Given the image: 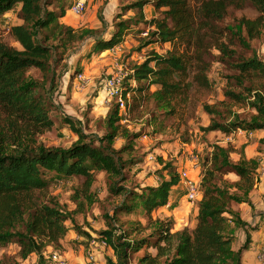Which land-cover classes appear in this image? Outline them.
I'll use <instances>...</instances> for the list:
<instances>
[{"label":"rangeland","instance_id":"obj_1","mask_svg":"<svg viewBox=\"0 0 264 264\" xmlns=\"http://www.w3.org/2000/svg\"><path fill=\"white\" fill-rule=\"evenodd\" d=\"M190 1L194 4L193 0ZM73 2L74 0H51V5L46 8L58 12L59 7L70 8ZM130 2L131 0H86V8L81 14L74 15L68 10L59 21L73 28L76 33L91 28L96 30L97 36L106 37L114 30L117 14L123 13V18L133 16L134 10L124 9ZM19 9L20 5L17 4L0 16V42L19 49L20 45L13 37L11 27L24 24L33 32L37 41H42L52 49L51 72L47 81L35 68L27 72L26 79L38 83V89L54 105L50 112L54 124L50 130L34 137L36 143L45 147L68 148L77 139V135L63 122V118L67 116L86 134L87 140H92L96 146H103L105 150L109 146L107 152L125 147L115 155L119 158L121 175L95 170L88 188L83 177L43 172L48 186L43 191L34 192V201L57 207L66 217V232L58 244L38 238L42 246L25 258L21 257L20 246L14 240L1 243L0 263L89 264L87 252L91 251L94 256L93 264H107L108 258L115 260L107 241L105 240L106 245L100 241L95 245L90 243L93 238L102 239L99 234L102 230L113 227L115 238L125 242H150L156 236L158 222H173L172 231L183 227L191 229L195 225L197 201L193 205L188 203L182 184L170 193L167 205L157 208L149 215L141 207L132 212L122 207V200L130 197V192H141L144 187L157 185L162 176L167 177L163 164L170 163L177 172L182 168L188 169L198 185L216 147L225 149L232 162L237 161L243 153L247 158L259 159V167L262 165L260 158L264 161L263 130H258L251 137L248 136L249 131L242 127V132L235 129L229 135L202 130L212 121L227 123L237 118L240 122H249L256 113L249 103L251 97L235 102L225 95L228 89L242 92L253 81L254 76L243 78L242 84L234 80L232 76L236 72L233 67L235 60L257 58L264 63V25L256 37L250 38L241 22L242 18L254 19L259 15L251 3L239 1L238 4L231 5L223 18L213 22L216 31L208 27L202 28V41L195 36L190 44L186 43V38H178L171 43L155 41V37L150 34L152 28L148 30L147 20L162 17V9L154 10L151 4H146L143 7L146 23L131 25L120 46H115L116 49L113 47V51L110 49L101 52L92 50L93 40L90 37L66 45L55 38L45 41L47 29L40 27L38 19L24 22L20 18ZM215 41L227 44L233 51V56L222 60L218 49L210 45ZM168 50L184 51L189 60L186 92L173 101L174 110L171 111L156 105L151 95L156 89L154 86L149 91L138 90L136 81L128 74L135 64L142 62L152 52L164 54ZM198 56L204 60L206 71H202V60ZM116 65H121L122 72L127 74L122 89L124 93H129L126 111L120 113L118 110L120 115L117 113L119 120L116 123L126 129L129 137H124L121 129L113 141L107 144L104 140L109 131L107 115L115 108L116 103L114 99L107 97L102 81L116 71ZM81 72L86 80L76 88L75 77ZM196 74L206 75L208 84H200ZM255 78V82L262 84L260 78ZM204 104L212 105L214 113H206ZM7 127L8 125H4V130H8ZM8 144L10 148L16 147L11 141ZM190 155L197 157L196 169L191 168L188 161ZM224 178L229 183L237 180L232 173L224 175ZM110 187L122 190L113 194ZM16 230L23 231L24 226L19 223L14 231ZM145 252L154 254L156 251L153 247L135 249L133 246L129 251V263L140 264L139 259Z\"/></svg>","mask_w":264,"mask_h":264},{"label":"trees","instance_id":"obj_2","mask_svg":"<svg viewBox=\"0 0 264 264\" xmlns=\"http://www.w3.org/2000/svg\"><path fill=\"white\" fill-rule=\"evenodd\" d=\"M193 1L194 4L190 0H131L124 9L134 10L133 16L123 18V13L117 14L114 30L106 37L97 36L96 30L91 28L76 33L73 28L61 23L59 19L70 8L61 6L58 12L48 10L46 7L51 5V0H0V16L18 4L20 18L24 22L38 19L40 27L47 29L45 41L55 38L66 45L90 37L93 40L92 50L96 52L121 45L131 25L146 23L143 12L146 4H151L154 10L162 9V17L147 20L148 30L152 28L150 34L161 43L186 38V43L190 44L195 36L201 42L202 28L216 31L213 22L223 18L228 8L239 1L251 3L259 12L254 19H241L250 38L256 37L264 25V0ZM11 33L19 43V49L0 42V244L14 240L20 246L21 257L25 258L42 246L38 238L58 244L66 232V217L57 207L34 201V192L43 191L48 186L43 172L83 177L88 188L95 170L121 175L119 158L115 155L125 146L121 150L107 152L109 146L105 150L103 146H96L92 140H87L86 134L67 116L63 122L77 135V139L68 148L37 144L34 137L50 130L54 124L50 116L54 105L38 89V83L26 78L27 72L35 68L47 81L51 72L52 49L42 41H37L33 32L24 24L11 27ZM210 45L218 49L222 60L233 56V51L224 42L215 41ZM198 59L202 60V57L198 56ZM235 61L234 80L242 84L243 78L254 76L253 81L242 92L228 89L225 95L235 102L251 97L249 103L256 113L249 122L244 123L237 118L227 123L212 121L202 128L203 131H219L224 135L240 127L246 131H264V63L257 58ZM188 65L189 60L184 51L168 50L164 54L152 52L132 67V79L136 81L138 90L149 91L154 86L156 89L151 95L156 105L171 111L174 110L173 101L186 92ZM206 70L207 66L202 60V71ZM195 77L200 84H208L206 75L196 74ZM255 77L260 78L262 84L255 82ZM203 109L208 114L214 113L212 105L204 104ZM117 113L116 105L107 115L109 131L104 136L107 144L113 141L121 129L123 136L129 137L126 129L116 123L119 120ZM4 125H8V130H4ZM10 141L16 147L10 148ZM214 149L210 164L200 180L195 225L191 229L183 227L172 231L173 222H158L156 236L150 242H125L115 238L113 227L102 230L100 237L107 241L115 255V260L108 258L107 264H130L129 251L133 246L135 249L153 247L156 251L154 254L145 252L139 259L140 264H242V253L248 248V243L246 241L234 250L232 241L234 227L244 226L246 222L241 219L234 205L251 203L249 194L259 182L256 171L260 161L247 158L241 153L240 158L232 162L225 149ZM163 165L167 177L162 176L157 185L144 187L141 192H130V197L121 202L126 211L132 212L141 207L149 215L168 204L170 193L179 186L180 178L170 163ZM230 173L237 180L229 183L224 175ZM109 190L118 194L122 188L110 187ZM19 223L24 226V230L14 231Z\"/></svg>","mask_w":264,"mask_h":264},{"label":"built area","instance_id":"obj_3","mask_svg":"<svg viewBox=\"0 0 264 264\" xmlns=\"http://www.w3.org/2000/svg\"><path fill=\"white\" fill-rule=\"evenodd\" d=\"M86 8V0H75L72 6L70 7V11L74 15L81 14ZM116 49V47H115ZM114 50L113 48L111 49ZM123 67L121 65H116V71L112 74L106 76L102 81V87L103 90L106 92L107 97L114 99L115 103L117 105V108L120 113L122 111H126V104L129 99V93L123 94L122 89V83L124 80L126 73L122 72ZM133 70L130 69L128 74L133 75ZM86 80L85 75L81 72L78 73L75 77V87L78 88L81 85V82ZM238 132H242L240 128H237ZM250 133V132H249ZM189 163L191 164L192 169L197 168V157L194 155H190L188 159ZM179 172V178H180V184L185 189V197L190 205H193L196 201L200 198V188L198 183L195 179L191 177V175L188 172V169L182 168ZM99 237H97V240L93 238L91 240V244L95 245L98 241H100L101 244L106 245V241L104 239L98 240ZM54 260H57L56 256H53ZM87 261L89 264L94 263V256L91 253V251L87 252ZM257 261L258 264H264V242L262 243L259 252L257 254Z\"/></svg>","mask_w":264,"mask_h":264},{"label":"crops","instance_id":"obj_4","mask_svg":"<svg viewBox=\"0 0 264 264\" xmlns=\"http://www.w3.org/2000/svg\"><path fill=\"white\" fill-rule=\"evenodd\" d=\"M257 131H249L248 136L251 137ZM262 159L260 158L262 165L257 169L259 182L249 194L251 203L234 205V209L239 212L241 219L246 222L244 226L234 227V241H232V249L234 250L240 248L246 241L248 243V248L242 253V264H258L257 254L264 242V161ZM196 211L197 205L195 215Z\"/></svg>","mask_w":264,"mask_h":264}]
</instances>
